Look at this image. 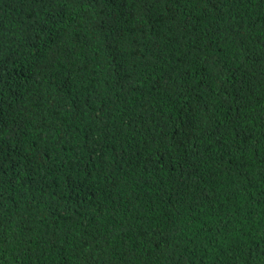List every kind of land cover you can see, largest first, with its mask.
I'll list each match as a JSON object with an SVG mask.
<instances>
[{"label":"trees","instance_id":"trees-1","mask_svg":"<svg viewBox=\"0 0 264 264\" xmlns=\"http://www.w3.org/2000/svg\"><path fill=\"white\" fill-rule=\"evenodd\" d=\"M0 121V264H264V0H0Z\"/></svg>","mask_w":264,"mask_h":264},{"label":"snow or ice","instance_id":"snow-or-ice-1","mask_svg":"<svg viewBox=\"0 0 264 264\" xmlns=\"http://www.w3.org/2000/svg\"><path fill=\"white\" fill-rule=\"evenodd\" d=\"M0 123H3V127H0V133H2L3 132V128L7 127V124H6V122H2V121H0Z\"/></svg>","mask_w":264,"mask_h":264}]
</instances>
